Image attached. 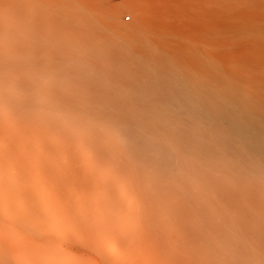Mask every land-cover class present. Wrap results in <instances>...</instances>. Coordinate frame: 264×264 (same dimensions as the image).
<instances>
[{"label": "bare ground", "instance_id": "1", "mask_svg": "<svg viewBox=\"0 0 264 264\" xmlns=\"http://www.w3.org/2000/svg\"><path fill=\"white\" fill-rule=\"evenodd\" d=\"M0 8V261L244 264L250 249L264 264L236 204L244 175L264 179V128L214 110L208 59L176 67L163 34L134 54L145 78L134 97L95 94L92 71L82 93L81 73L56 76L28 35L33 14Z\"/></svg>", "mask_w": 264, "mask_h": 264}, {"label": "rangeland", "instance_id": "2", "mask_svg": "<svg viewBox=\"0 0 264 264\" xmlns=\"http://www.w3.org/2000/svg\"><path fill=\"white\" fill-rule=\"evenodd\" d=\"M13 2L22 13L33 14L35 28L28 35L33 32L54 74L67 68L81 73L74 85L79 92L85 88L81 86L87 82L86 73L92 71L101 82L93 88L95 94L107 97L122 91L134 97L135 84L145 79L142 72L137 73L134 54L147 51L168 34L174 41L171 51L176 67L198 69L203 59L209 60L215 111L244 114L247 123L264 128V0ZM128 26L136 29L132 36L118 31ZM242 194L244 199L236 204H244V244L251 242L254 231L264 242V179L244 175ZM2 241L0 237V246ZM45 254L54 264L64 258ZM253 257L250 249L244 251V264H251ZM83 259L81 264H93L88 254ZM0 264L13 263L4 259Z\"/></svg>", "mask_w": 264, "mask_h": 264}, {"label": "built area", "instance_id": "3", "mask_svg": "<svg viewBox=\"0 0 264 264\" xmlns=\"http://www.w3.org/2000/svg\"><path fill=\"white\" fill-rule=\"evenodd\" d=\"M129 18H127L126 20H128Z\"/></svg>", "mask_w": 264, "mask_h": 264}]
</instances>
